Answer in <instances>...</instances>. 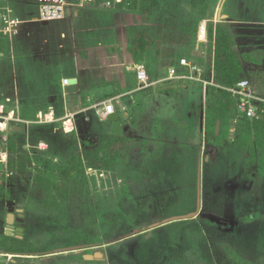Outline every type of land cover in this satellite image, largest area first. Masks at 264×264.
I'll list each match as a JSON object with an SVG mask.
<instances>
[{
	"label": "rangeland",
	"instance_id": "374dc122",
	"mask_svg": "<svg viewBox=\"0 0 264 264\" xmlns=\"http://www.w3.org/2000/svg\"><path fill=\"white\" fill-rule=\"evenodd\" d=\"M7 1L30 20L29 8L22 6L26 0ZM95 1L69 7L63 21L24 24L10 41L13 45L6 44L1 53L0 104L24 121L13 125L24 131L10 134V142L0 146L7 154L6 162L0 163V264H264V162L246 163L226 137L207 146L206 107H211L215 94L223 93L209 78L207 62L203 77L214 85L187 81L154 88L145 99L146 113L154 108L164 114L179 112L166 124L154 117L145 128L134 117L130 126L138 135L127 140L114 159L111 147L126 133V112L117 108L119 123L103 122L95 113L87 114L90 120L84 123L81 111L89 107L90 97L80 91L113 86L121 93L131 87V79L143 91L135 75L139 65H145L153 78L162 73L157 45L142 61L131 53L141 31L159 40L165 54L166 42H175L189 27L193 39L198 28L196 48L201 49L200 43L207 40L206 35L199 40L201 30L222 25L252 69V89L264 98V0H119L118 9L114 0L111 7L105 0ZM192 10L197 17L206 14L198 25L189 22ZM177 45L178 56L192 49ZM203 49L207 61L212 46ZM52 76L72 79L66 97H48ZM229 97L235 137L247 119L238 115ZM51 111L59 120L55 115V121L47 123ZM67 113H76L78 131L87 128L77 137L61 131V118ZM99 153L103 159L96 165L88 161ZM79 156L84 175L66 180L62 170ZM63 189L78 191L67 206L57 194L48 197V190ZM19 210L24 222L16 226L23 232L7 235V217L11 211L19 217ZM193 213L197 217L188 219ZM80 237L94 242L78 244ZM77 247L85 248L76 251ZM16 249L28 255L4 253ZM96 253L103 259H85Z\"/></svg>",
	"mask_w": 264,
	"mask_h": 264
},
{
	"label": "trees",
	"instance_id": "16d2710c",
	"mask_svg": "<svg viewBox=\"0 0 264 264\" xmlns=\"http://www.w3.org/2000/svg\"><path fill=\"white\" fill-rule=\"evenodd\" d=\"M98 4L102 3V0L96 1ZM119 0H116V6L115 9H118V3ZM121 4V3H120ZM22 6H25V8H29V12L27 16L29 19H33L38 15V10H39V4L38 0H26ZM151 9L147 11L146 14V22H147V16H150ZM189 22L195 21L197 25L199 22H201L204 17L206 16L203 15L202 17H197V12L192 10L189 13ZM53 23V22H51ZM40 24H46V23H40ZM192 29L189 27L186 31H184L180 37H176L175 42H166L164 46H167V48L170 49H163L164 53H161V45L159 43V40L153 39L151 35L149 34V31H141L138 33L135 37V41L131 47V53L139 59V61H142L150 51H152L153 47L157 45V50H156V55L157 57L163 59V65H162V71H164L165 75L167 73V70L171 67H177L179 68V60L183 57H186L192 61H194L197 64L203 65L204 62L207 65L208 72L210 73L209 78L212 79V74H213V79L217 82L218 85L223 86V87H233L236 85L238 82L242 80H248L250 76V71H248L247 66L243 62L240 53L237 50V45L235 42V39L231 33L230 30L225 28L222 25H217V26H210L207 28V40L205 43H201L199 47L201 46L202 48L197 49V33H198V28L195 34V39L192 37ZM179 43H184V46H191L192 49L186 50L182 55L178 56L177 55V49L176 46ZM13 45L11 44L10 41H3L0 43V53L4 51L5 45ZM206 44H210L212 46L210 55L207 57V61H204V56L202 53L204 52L203 47H205ZM173 47V49H171ZM179 47V46H178ZM162 74H158L155 79H159V77ZM100 88V87H99ZM97 86H90L88 89L81 88L83 92L89 93V92H94L97 90ZM222 90V89H221ZM223 93H217L215 94L214 97H212V105L210 107H206V112H205V118H206V130H205V140L206 144L208 147L217 145L220 143L224 137L227 138V143L231 144L230 147L238 151L240 153L244 154V158L246 163H254L258 162L259 164H263L264 162V105L259 104L257 107V115L261 116V118L255 117V119L250 120L247 117H244L245 121H243L240 126L238 127V133L236 136L232 139L231 137V126H232V121L234 119L231 117V112H230V97L231 96L228 92L225 90H222ZM232 97V96H231ZM194 116L196 115V110L195 106H192ZM56 118L58 119L59 115L58 113H55ZM42 114L40 115V118ZM130 123V120H127V124ZM218 123H220L221 127V133L217 134V126ZM49 127H53L52 123L48 124ZM48 127V128H49ZM43 128V127H41ZM81 130H84V127ZM133 130L135 133H137L132 127L130 128ZM43 131L42 129H40ZM56 128H54V131ZM79 130V125H76V128L72 127L71 129H65L62 128L61 131L68 135V136H73L77 137L80 134ZM24 131V130H23ZM14 134V133H12ZM11 134V136H12ZM11 138V137H10ZM131 137L128 135V133H125L123 136L118 137L115 139V144L114 147L112 148V153L111 157L114 159L116 155H118V152L122 149H124V145L127 140H130ZM10 140V139H9ZM112 140V139H111ZM10 142V141H9ZM41 142V141H40ZM39 142V143H40ZM96 146V144H95ZM93 149L94 146H91ZM262 156V158H259V156ZM259 158V159H258ZM102 155L99 153L97 154L96 158H88V161L94 162L96 165L98 162L101 161ZM260 161V162H259ZM29 163V162H28ZM84 160L83 157L79 156V158L71 161L70 167L68 169L62 170V175L64 174L66 176V180H70L72 177H79L84 175L85 167H84ZM29 165V164H28ZM0 169H3V166L0 164ZM0 177L2 178V173L0 172ZM3 180V179H2ZM77 190H71V189H63L60 191H55L52 192L48 190V197H50L49 193L51 194H57L61 198V200L68 205V203L71 201L73 197H76ZM7 234V233H6ZM93 243V240H88L87 238L80 237L77 239L76 243ZM94 246V245H93ZM96 246V245H95ZM99 246V244H98ZM92 247V246H91ZM102 248V247H98ZM4 253L7 254H13V255H28L25 254V250L22 249H16V250H9Z\"/></svg>",
	"mask_w": 264,
	"mask_h": 264
},
{
	"label": "built area",
	"instance_id": "2783aa9c",
	"mask_svg": "<svg viewBox=\"0 0 264 264\" xmlns=\"http://www.w3.org/2000/svg\"><path fill=\"white\" fill-rule=\"evenodd\" d=\"M81 2V4L77 3ZM93 0H38L39 10L38 15L30 20L22 18L15 8L16 5H11V1L0 0V43L3 41H12L16 39L21 32V27L29 22L34 23H51L65 20L67 16L68 8L71 6L82 7L86 3H91ZM97 1V0H96ZM95 1V2H96ZM116 1V0H114ZM106 5L111 7L113 5L112 0H105ZM97 3V2H96ZM201 35L199 40L201 41ZM205 35V34H204ZM199 41V42H200ZM1 56V53H0ZM204 66L195 63L194 61L183 57L179 60V68L171 67L167 70L165 75H161L159 79H155L149 75L146 66L141 64L138 66L136 72L137 81L143 86L148 88L160 83L168 81H194L203 84L205 87L214 85L213 81H207L204 77ZM71 79H63L64 86H70ZM222 90L228 92L235 101L236 110L239 116L247 118H255L257 116V107L259 104L264 103V100L257 97L251 87L249 80H242L233 87H223L215 85ZM103 109L97 110V115L101 120L107 121L109 117L115 114L116 110L113 104L109 102H103ZM52 110V109H51ZM54 112L51 111L45 117V121H55ZM43 121V122H45ZM68 121V120H67ZM63 121V128H68V122ZM19 117L13 115V113H6L4 107L0 104V146H6L9 142V136L13 133L14 123H23ZM41 122V123H43ZM72 126V125H71ZM72 128V127H71ZM6 152L0 151V163L6 162Z\"/></svg>",
	"mask_w": 264,
	"mask_h": 264
},
{
	"label": "crops",
	"instance_id": "0c3cea01",
	"mask_svg": "<svg viewBox=\"0 0 264 264\" xmlns=\"http://www.w3.org/2000/svg\"><path fill=\"white\" fill-rule=\"evenodd\" d=\"M233 21H236L235 19L233 20H228V22L232 23ZM21 33V32H20ZM201 37L204 36V34L206 35L207 37V28L205 27L204 29L201 30ZM204 40V39H203ZM206 42V41H205ZM201 44V43H200ZM248 68V71H251L252 69L248 66V64H245ZM49 68V67H48ZM163 69L161 68V71ZM162 75L164 74V71H162L161 73ZM136 75V73H135ZM63 79H66V78H55L54 76H52L51 78H48V97H66L67 96V92H68V88L70 86H72V82H71V85L70 86H64L62 81ZM68 79H71V78H68ZM75 79V78H73ZM212 79H213V74H212ZM72 80V79H71ZM136 81V80H135ZM135 81H133L132 79L129 81V83H131V87H128V88H125L124 92H117V89L118 87H111L113 89V93L116 91V93L114 95L110 94L109 96H112L110 97L109 99L107 100H104V98L106 97H103V98H100V99H95L92 95L93 92H89V93H86L85 97H90V105L89 107L85 108L84 110H82V119L84 120V123L87 121L89 122L90 118H88L89 116L87 114L91 113H95L97 115V111H95L93 108L95 107L96 110L98 111H101L103 109L102 105H100L101 103L103 102H109L111 104L114 105L115 107V114L111 115V116H116V121H111V122H117L119 123V115H118V112H117V108L120 109L123 111V112H126V114L124 115L125 116V120H127V117H128V120H130V123L127 124V125H131L134 123L133 119L134 117L138 118L141 122V124L144 126H147V124L149 123V120H152L154 119V117H157L156 119L160 120L163 122V124H166V122L170 121L172 119L173 116L177 115V113L179 111L175 110V111H171V114H164V113H161L160 111H156V109H152L151 110V113L148 114L144 111V103H145V99L146 97L148 98L151 94V92L153 91L154 88L158 87L159 85L161 84H168L170 83L171 85L173 84H176V83H180V82H187V81H168V82H164V83H160V84H157L155 86H152V87H148V88H143V91H147V90H150L149 91V94L147 93H142L143 91L140 90V89H137L135 86H134V83ZM134 82V83H133ZM138 82V81H137ZM140 86V84H139ZM100 88H105L103 86H101ZM141 88V87H140ZM99 89V87H98ZM253 90V89H252ZM82 91V90H80ZM96 91V90H95ZM83 92V91H82ZM254 94L257 96V97H260L264 100V98L262 96H260L256 91H254ZM83 94V93H82ZM167 94H170L167 92ZM159 98V97H158ZM170 98H173L175 99V97H170ZM176 100V99H175ZM141 101V105H142V109L140 110V108H137V103ZM65 102H66V99H65ZM115 103H118L117 105ZM140 103V102H139ZM261 104H264V103H261ZM49 109L51 110H54L55 107L53 106H50ZM93 110V111H91ZM203 110V109H202ZM54 112V111H53ZM188 113H189V116L191 115V109L188 107ZM187 113V114H188ZM76 114V113H75ZM75 114L73 113H70V114H65V116L63 118H61L62 120L67 121L68 119V124L72 125V127L76 128V124H75ZM89 114V115H91ZM54 116H55V113H54ZM97 117L100 119V117L97 115ZM110 118V117H109ZM244 118V117H243ZM60 119V120H61ZM59 120V119H57ZM101 120V119H100ZM109 120V119H108ZM124 120V121H125ZM167 120V121H166ZM103 121V120H101ZM110 121V120H109ZM104 122V121H103ZM236 124V122H235ZM130 126V128H131ZM236 126V125H235ZM148 127V126H147ZM221 128V127H220ZM84 129H87L86 127H84ZM137 134V133H136ZM234 134V133H233ZM138 135V134H137ZM231 135H232V132H231ZM233 136V135H232ZM234 137H232L233 139ZM84 248V247H83Z\"/></svg>",
	"mask_w": 264,
	"mask_h": 264
},
{
	"label": "water",
	"instance_id": "95a60500",
	"mask_svg": "<svg viewBox=\"0 0 264 264\" xmlns=\"http://www.w3.org/2000/svg\"><path fill=\"white\" fill-rule=\"evenodd\" d=\"M113 93V89L111 87H107V88H99L97 89L96 91H94L92 93L93 97L95 99H100V98H103L105 96H109L110 94ZM204 111L202 110V119L204 117ZM110 121H116V116H110L109 118ZM234 127H235V121H232V126H231V130H232V135H233V130H234ZM13 133H16V134H20L23 132V128L22 127H14L13 128ZM124 131L126 133H128V135L131 137V138H136L137 137V134L130 129V125H126L125 128H124ZM217 134H219L220 132V123H218V126H217ZM29 165L30 167H32V163L31 161L29 162ZM200 180V179H199ZM3 180L2 178L0 177V185L2 184ZM199 201H200V197H199ZM199 208V207H198ZM199 210V209H198ZM18 216H19V222H22L23 221V213H22V210H19L18 212ZM197 217V213H193L191 214L190 216H188L187 218L188 219H194ZM186 218V217H184ZM183 218V219H184ZM14 222H15V215L12 213V211L10 212V214L8 215L7 217V235H12L14 236L15 235V227H14ZM23 232V229L22 228H18L17 229V233L18 235H21ZM89 247V246H88ZM91 247V246H90ZM85 248V247H84ZM83 247H77L75 248L76 251H79V250H83L84 249ZM74 249H64L63 252L66 253V252H71V251H75ZM103 254L102 253H96L95 255H86L85 256V259H90V260H102L103 259Z\"/></svg>",
	"mask_w": 264,
	"mask_h": 264
},
{
	"label": "flooded vegetation",
	"instance_id": "af4514ba",
	"mask_svg": "<svg viewBox=\"0 0 264 264\" xmlns=\"http://www.w3.org/2000/svg\"><path fill=\"white\" fill-rule=\"evenodd\" d=\"M207 160H208V158H207ZM19 217H16L15 216V222H14V227H15V230L17 231V229L19 228V227H17L18 225H22V223L24 222V219H23V221L22 222H19ZM16 224H17V226H16Z\"/></svg>",
	"mask_w": 264,
	"mask_h": 264
}]
</instances>
